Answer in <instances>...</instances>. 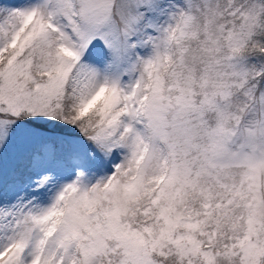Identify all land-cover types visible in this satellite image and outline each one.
Instances as JSON below:
<instances>
[{"label":"snow or ice","instance_id":"snow-or-ice-1","mask_svg":"<svg viewBox=\"0 0 264 264\" xmlns=\"http://www.w3.org/2000/svg\"><path fill=\"white\" fill-rule=\"evenodd\" d=\"M0 264H264V0H0Z\"/></svg>","mask_w":264,"mask_h":264}]
</instances>
